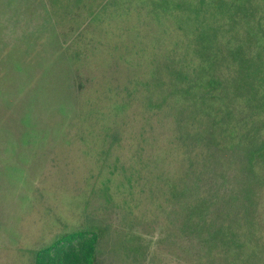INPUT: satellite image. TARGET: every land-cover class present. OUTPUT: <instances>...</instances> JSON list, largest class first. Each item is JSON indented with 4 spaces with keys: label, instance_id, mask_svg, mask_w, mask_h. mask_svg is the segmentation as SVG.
I'll list each match as a JSON object with an SVG mask.
<instances>
[{
    "label": "rangeland",
    "instance_id": "374dc122",
    "mask_svg": "<svg viewBox=\"0 0 264 264\" xmlns=\"http://www.w3.org/2000/svg\"><path fill=\"white\" fill-rule=\"evenodd\" d=\"M149 7L135 4L126 15L125 24L132 18L141 33L127 43V59L130 68L146 62L137 74L167 87L150 103L148 94L138 95L126 108L120 103L132 92L129 64L102 82L97 64L95 77L90 59L77 54L82 43L68 48L88 21L85 10L54 7L52 0H0V264H33L32 254L58 234L98 223L110 226L104 264H264L260 226L256 254L244 252L242 261L235 245L228 255L200 257V246L179 229L194 197L217 188L237 221L264 224V28L244 40L236 58L227 49V61L205 64L224 86L200 115L183 91L193 75L179 80L168 72L167 51H184L191 37L179 23L186 11H176L169 25L163 8L146 15ZM78 13L79 25H72ZM151 58L163 62L161 76L147 66ZM256 66V76L245 78L250 87L238 86ZM201 148L209 163L192 171ZM247 207L257 210L247 216ZM246 241L244 249L256 247Z\"/></svg>",
    "mask_w": 264,
    "mask_h": 264
},
{
    "label": "trees",
    "instance_id": "16d2710c",
    "mask_svg": "<svg viewBox=\"0 0 264 264\" xmlns=\"http://www.w3.org/2000/svg\"><path fill=\"white\" fill-rule=\"evenodd\" d=\"M91 1L94 3H90L88 0H52V3H54V7L63 4V9L69 11H72L74 8L85 10L88 21L84 25L81 24L82 27L78 29V34L72 39L68 48H76L77 44L82 43V46L76 50L77 54L82 60L90 59L93 71L95 70V64H97V67L103 72L102 82H106L107 78H109L107 81L109 82L111 79L109 74L114 73L116 76L117 72L122 70V67L125 65L124 63L127 64V68L129 64V69L132 71L130 81L134 80L131 87H129L132 92H129L128 98L120 103L126 108L138 100L136 99L138 95L148 94L145 96H147V103H150L152 96L156 95L157 92H161L162 88L167 87L166 83H157L152 81L153 79H147L142 74H137L136 70L138 68L141 73L143 72L146 62H143L142 65L139 63L140 67L138 68L137 65H133V68H130L133 63L128 61L127 53H132V49L126 45L128 42L136 41L141 36L132 18L131 24H125L126 15L128 12L131 15V7L133 5H142L144 2L149 1L150 7L146 8V15L155 14L159 12V8H163L165 12L162 19L167 20L169 25L173 24L171 21L173 19L172 15L176 11H186L179 23L181 24V29L188 27V32L192 35H189L188 32L185 34L186 40L188 37H191L188 39V44L187 47L185 46L184 51H177L175 49L167 51L169 53L172 52L170 56L172 62L168 66V72L179 80L185 78L187 76L185 74L187 73L193 75V79L188 82L186 89L183 91L188 94V101L190 100L189 106L190 104H196L200 107L199 114L204 111V108L208 106L210 101L215 99L213 97H215L216 92L224 86V81L221 77L215 72L208 71L205 64L209 63L208 66H213V64L219 65L220 61H227L229 58L225 56L224 52L227 49L228 51L233 50L229 56L236 58V55L243 48L242 44L245 42L244 40L247 41L249 37H256L255 34H260L258 29L264 28V0H218L214 4L215 6L211 5L210 2L212 0H162L161 2L159 0ZM54 10L56 11V9ZM78 14L77 18L71 20L72 25H79V19L83 13ZM108 22L121 26L111 29L100 28V25L102 26ZM185 23L188 25L186 26ZM254 29H257L258 33H254ZM111 32L115 33L113 37L112 34L109 35ZM240 34H245V36L242 37ZM226 36L229 38H226ZM64 42L67 43V40ZM176 43L178 42L176 41ZM104 51L108 52L109 59L104 57ZM92 54L95 56H92ZM100 54H102V58ZM174 55L180 57L178 58ZM151 59L147 63V66L151 67V73L155 70V75H158L159 72L161 76V64L163 62L157 63L155 58ZM179 59L180 61L177 62ZM198 61L202 64L195 69L189 70L187 64H195ZM241 68L244 69V66L241 65ZM247 69V77L241 78L238 86L243 82L245 87H250L248 85L249 81L245 80V78H251L258 73L257 66L252 70ZM120 74L118 73V76ZM94 76H98L95 71ZM201 78H205V82L201 81ZM145 86H150L152 89H149L152 91L148 92ZM192 89L193 92L191 91ZM88 99L86 97L83 103L86 106L89 104ZM160 99L158 97V100ZM102 100H96V103ZM199 119H202V117ZM199 121L201 122L202 120H197L198 123H200ZM194 136L197 142H201L200 138H204L200 132ZM204 151L205 148H201L199 159L195 164V169L192 171L196 169L203 170L207 162L209 163L208 159H206L207 150L206 152ZM204 158L206 161H203ZM253 158L254 151H248V159L252 161ZM182 176L185 177L186 174ZM179 180L182 181V178L180 177ZM217 189L211 195L208 194L206 198L202 196L200 198L194 197L189 206L191 210L187 214V217L185 215V218H182L183 223L180 224L181 227L179 229L183 233L188 234L187 239L194 241L197 246H200V257L209 258L212 254L221 251V254L228 255L232 246L235 245L238 248L237 257L242 261L241 255L244 252L256 254L258 236L256 227L260 226L264 228V224L254 221L248 225L247 223L237 221V214L236 216L233 213L231 215V212H228L229 209H224L226 205L219 202L220 198H227V195L225 193L224 195H220L223 192H221L220 188ZM258 196L263 198L264 195L262 196L259 191ZM256 210L255 208L247 207L243 209V214H247L248 216V212L254 213ZM222 218L223 221L220 222ZM109 231V225L98 223L60 233L50 243L34 252L35 264H104L101 256L104 254L103 246ZM246 240L255 241L256 247L253 249L246 247L244 249V243L247 246Z\"/></svg>",
    "mask_w": 264,
    "mask_h": 264
},
{
    "label": "crops",
    "instance_id": "0c3cea01",
    "mask_svg": "<svg viewBox=\"0 0 264 264\" xmlns=\"http://www.w3.org/2000/svg\"><path fill=\"white\" fill-rule=\"evenodd\" d=\"M34 254H32V258H33V264H35V260H34V256H33Z\"/></svg>",
    "mask_w": 264,
    "mask_h": 264
}]
</instances>
